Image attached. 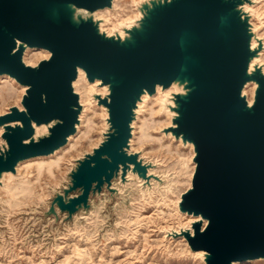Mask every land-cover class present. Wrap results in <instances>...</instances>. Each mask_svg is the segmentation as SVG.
Here are the masks:
<instances>
[{"label": "water", "instance_id": "95a60500", "mask_svg": "<svg viewBox=\"0 0 264 264\" xmlns=\"http://www.w3.org/2000/svg\"><path fill=\"white\" fill-rule=\"evenodd\" d=\"M250 0H147L142 16L123 36L100 30L93 13L112 0H0V74L26 86L22 109L0 114V179L25 159L48 155L75 133L82 105L72 82L82 69L88 81L106 85L95 94L107 109L102 140L77 160L69 183L51 199L46 214L70 219L88 210L90 196L125 181L128 171L146 183L151 162L129 151L132 121L142 94L175 83L169 131L193 146L191 185L182 212L199 216L182 235L205 264L264 258V73L249 68L261 50L251 46ZM27 47L50 55L23 61ZM256 83L253 100L242 94ZM47 131L35 136V127ZM72 192H74L72 194ZM204 220L206 221L204 224Z\"/></svg>", "mask_w": 264, "mask_h": 264}, {"label": "rangeland", "instance_id": "374dc122", "mask_svg": "<svg viewBox=\"0 0 264 264\" xmlns=\"http://www.w3.org/2000/svg\"><path fill=\"white\" fill-rule=\"evenodd\" d=\"M135 1L113 0L111 9L96 11L104 19L101 28L109 34L122 33V25H131L140 15ZM254 1L245 8L252 13L251 23L264 43V0ZM48 55L29 49L23 59L34 65ZM256 60L264 64V49ZM72 85L82 105L79 128L72 139L55 154L30 158L14 174L5 173L2 178L0 264H205L202 251H192L183 237L170 233L190 227L195 220L176 209L177 197L191 185L194 153L191 144H183L169 131L168 109L156 97L143 96L138 103L130 150L138 152L144 162L155 164L148 173L160 180L151 177L146 183L129 173L124 184L113 179L117 193L102 189L91 195L88 210L70 219L57 207V218L46 214L55 193L69 183L77 160L90 153L108 129L105 108L91 97L104 94L106 87L89 85L85 75L77 76ZM254 87L251 82L242 91L250 102ZM24 89L12 77L0 74V114L13 105L21 106ZM175 91L172 86L168 93ZM35 131L44 134L46 125ZM249 264H264V260Z\"/></svg>", "mask_w": 264, "mask_h": 264}, {"label": "bare ground", "instance_id": "6f19581e", "mask_svg": "<svg viewBox=\"0 0 264 264\" xmlns=\"http://www.w3.org/2000/svg\"><path fill=\"white\" fill-rule=\"evenodd\" d=\"M113 1V0H112ZM145 1H147V0H136L135 2H134V4H135V10L140 14L139 15V17L137 18V19H134V21H132V23H131V25H129V26H125V25H122V33H119L117 30H114L113 31V33H111V34H109V33H107V31H105V30H103L102 28H101V24H102V22L104 21V19L103 18H100V17H97V15H96V11H98V10H103V9H106V8H109V9H111L112 8V4H111V7H105V8H102V9H98V10H96L94 13H93V15H94V17L95 18H98V19H100V22H99V28H100V30H102V31H104L107 35H112V34H119L120 36H123L124 35V32H125V28H129V27H131L132 25H135L136 23H137V20H139L140 19V17L142 16V13H141V11H140V6H141V3L142 2H145ZM255 3V1L254 0H250V2H244L243 3V5L241 6L242 7V9L244 10V11H246L248 14H249V22H250V24H251V30L253 31V36H252V39H251V46L252 47H255L257 44H258V40L259 41H261V43H262V48H261V50H260V52L254 57V58H252V60L250 61V64H249V68L250 69H252L253 67H254V65H260L261 66V68H262V72L264 73V71H263V66H264V64L263 63H260L258 60H256V58H258L260 55H261V52H262V50L264 49V43H263V39L262 38H259L258 36H257V29H255L254 27H253V25H252V23H251V18H252V13L250 12V10H248V9H246L245 8V5L247 4V5H252V4H254ZM251 7V6H250ZM253 7V6H252ZM253 39H255V41H256V44L255 45H253L252 44V41H253ZM29 49H32V50H36V51H44L47 55L49 54L50 55V53H49V51L47 50V49H44V48H36V47H27L25 50H24V53L27 51V50H29ZM24 53H23V55H24ZM48 55V56H49ZM254 60V63L251 65V62ZM23 61H24V59H23ZM25 62V61H24ZM27 64V63H26ZM35 65V64H34ZM4 75H7V74H4ZM80 75H82L83 77H84V75H85V73H84V71L82 70V69H78V75L77 76H80ZM7 76H9V75H7ZM10 77V76H9ZM77 78V77H76ZM86 78V77H85ZM14 79V78H13ZM15 80V79H14ZM87 80V79H86ZM17 82V81H16ZM254 83L255 84V87H256V83L255 82H253V81H249V82H247L246 84H248V83ZM87 83L89 84V85H99V87H106V92L104 93V94H101V93H93L92 95H91V97L93 98V99H95V101L97 102V104H99L98 103V101H97V99H96V97H93V95H95V94H100L101 96H103V95H105V94H107V92H108V88H107V86L106 85H103V86H101V84H100V81L98 80V79H96V80H94V81H92V82H90V81H88L87 80ZM246 84L244 85V87L246 86ZM21 85V84H20ZM23 87H25V89H26V86H24V85H22ZM172 86H175L176 87V89H177V91H175V92H180V91H182V89H181V87H179L178 85H176L175 83H172L169 87H167V88H165V89H163L160 85H157L156 86V90H155V92L153 93V94H151V95H149L148 93H144V94H142V96H141V99H142V97L143 96H150V97H156V99L157 100H159L160 102H161V104L162 105H164V108L165 109H168L167 110V114L168 115H170V125L169 126H171L172 125V118H173V116L175 115V112L170 108V106H172V105H174V102H173V97H172V93H175V92H171V94L170 93H168L169 91H170V88L172 87ZM244 87H243V89H244ZM255 87H254V89H255ZM169 88V89H168ZM25 89H24V91H25ZM243 89H242V91H243ZM243 94H244V92H242ZM245 95V94H244ZM253 95H254V90H253ZM141 99H140V101H141ZM246 99H247V101H248V98H247V96H246ZM252 100H253V96H252ZM252 100H251V102H252ZM140 101H138V103L140 102ZM79 102H81L80 101V97H79ZM251 102L250 101H248V103H250L251 104ZM138 103H137V107H136V109H135V118H134V120L132 121V127H133V122L135 121V119H136V116H137V114H138ZM81 104V103H80ZM21 105V104H20ZM100 106H103L104 108H105V110H106V113H107V109H106V107L104 106V105H100ZM19 109H22V105L21 106H17ZM82 112V109H81V111H80V113ZM107 116H108V114H106V118H105V121H106V128L108 127V122H107ZM79 117H80V114H79ZM80 121H81V118H79V121H78V123L76 124V131H78V128H79V123H80ZM42 125H44V124H42ZM39 126H41V125H39ZM37 127V126H36ZM36 127H35V129H36ZM105 128V129H106ZM133 130V129H132ZM1 131H3V127L2 126H0V132ZM46 131H47V126H46ZM76 131H75V133H76ZM2 133V132H1ZM46 133V132H45ZM74 133V134H75ZM103 133H105V131L103 132ZM102 133V134H103ZM74 134H72V135H74ZM72 135H70L69 137H68V140H67V142H66V144L70 141V139H72ZM35 136H37L36 135V131H35ZM132 137V136H131ZM102 138H103V136H102ZM2 139V138H1ZM102 140V139H101ZM100 140V141H101ZM178 140H181L180 138H178ZM99 141V142H100ZM98 142V143H99ZM130 142H131V138H130V141H129V151H131L130 150ZM182 142V141H181ZM98 143H97V145H98ZM183 143V142H182ZM4 144V142L3 143H1L0 144V147H2V145ZM65 144V145H66ZM183 144H191V143H189V142H187V143H183ZM65 145H63L62 147H64ZM96 145V146H97ZM192 145V144H191ZM62 147H60V148H62ZM95 147V146H94ZM60 148H58V149H56V150H59ZM192 148H193V146H192ZM55 150V151H56ZM55 151L54 152H52V153H50V154H48V156H51V155H53V154H55ZM193 153H194V151H193ZM41 156H46V155H41ZM36 157H40V156H36ZM140 157V156H139ZM31 158H34V157H31ZM28 159H30V158H28ZM28 159H25V160H22V161H20L17 165H16V169H15V172H16V170H18L19 169V167H20V165L24 162V161H26V160H28ZM192 161H193V157H192ZM194 163V162H193ZM195 164V163H194ZM155 166V164H152V166L151 167H149L148 168V170L149 169H152L153 167ZM147 170V171H148ZM15 172H5V173H15ZM4 173V174H5ZM129 173H133V174H135L137 177H139L136 173H134V172H131V171H128L127 172V175H126V179H125V182H123V184L124 183H126V181H128V174ZM4 174L2 175V177H1V179H0V184H2L3 182H2V178H3V176H4ZM149 174V173H148ZM149 175H151V174H149ZM192 175V174H191ZM139 179H142L141 177H139ZM165 179L166 178H164V181H165ZM150 180H151V178H150ZM142 181H144L143 179H142ZM164 181H163V183H164ZM162 182V181H161ZM150 183V182H149ZM151 184V183H150ZM159 186V185H158ZM190 187V186H189ZM180 197H181V195H179L178 197H177V199H176V209L179 211V212H181V213H186V212H182V211H180L179 210V208H178V203H179V201H180ZM175 209V210H176ZM186 214H188V213H186ZM188 215H191V216H193V217H195V220H197V219H199V216H194V215H192V214H188ZM193 222V221H192ZM205 220H204V224H205ZM184 229H189L190 230V232H192V228H191V223H190V227H184V228H180L179 229V231L178 232H176V231H171L170 233L172 234V233H180V231L181 230H184ZM166 232H169V231H166ZM169 233V234H170ZM178 237H183L182 235H179ZM184 238V237H183ZM185 239V238H184ZM186 241V240H185ZM188 245V244H187ZM197 251H202V250H197ZM203 253H202V260H203V258H204V251H202ZM257 260H264V258L263 257H257V258H252V259H243V260H238V261H234L233 262V264H249V263H251L252 261H257Z\"/></svg>", "mask_w": 264, "mask_h": 264}]
</instances>
